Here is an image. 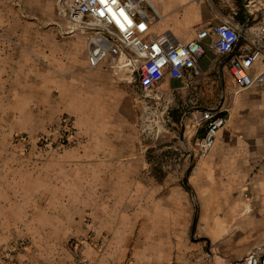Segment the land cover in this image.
Wrapping results in <instances>:
<instances>
[{
    "label": "crops",
    "instance_id": "1",
    "mask_svg": "<svg viewBox=\"0 0 264 264\" xmlns=\"http://www.w3.org/2000/svg\"><path fill=\"white\" fill-rule=\"evenodd\" d=\"M149 1L160 15L154 22L153 38L170 34L177 41L188 42L197 27L218 23V16L234 17L238 22L247 17L248 0ZM60 43L68 57V40ZM207 57L211 63L202 68ZM201 62L203 72H213L214 83L222 86L223 103L220 109L214 108L225 116L230 111L228 125L219 132L208 157L198 158L195 142L204 137L205 130L196 127L189 115L179 122V142L187 156L170 165L174 167L170 173L160 168L168 160H160L154 169L132 125L135 113L130 97L126 91L112 88L116 86L108 80L101 87L115 97L109 117L124 121L116 128L98 130L109 136L108 142L94 144V157L88 162L91 169L83 165L80 173L91 187H77L69 194L74 200L70 205L61 197L54 203L57 212L47 214V220L56 218L60 223L58 229L46 230L50 231L49 246H65L86 218L91 219L99 237L106 239L102 253L86 251L90 264H223L264 241L261 216L254 204L264 196V177L254 173L257 161L253 159L264 150V96L257 88L237 92L227 68L219 75L221 58L215 54L207 51ZM99 69L112 73L107 67ZM179 84L184 86L180 81L168 82L170 87ZM0 207H4L3 193ZM68 258L66 254L60 263Z\"/></svg>",
    "mask_w": 264,
    "mask_h": 264
},
{
    "label": "rangeland",
    "instance_id": "2",
    "mask_svg": "<svg viewBox=\"0 0 264 264\" xmlns=\"http://www.w3.org/2000/svg\"><path fill=\"white\" fill-rule=\"evenodd\" d=\"M61 40L69 42L68 57ZM84 46L83 36L67 33L60 0H0V264H90L88 249L105 250L106 239L99 237L90 218L62 247L48 245L46 230L60 226L56 218L47 220L48 213L57 212L54 203L63 197L70 205L72 191L91 187L80 173L83 165L91 169L94 144L108 142L109 136L98 130L124 121L109 117L115 97L101 87L108 80L116 86L112 88L127 92L139 142L154 169L160 160H168L160 166L166 173L188 153L180 146L179 122L196 107L220 109L223 103L222 86L206 71L191 90L180 84L169 90L167 82L160 101L143 98L130 75L89 69ZM256 153L254 173L264 177V150ZM254 204L263 233L264 196ZM66 254L69 258L60 263Z\"/></svg>",
    "mask_w": 264,
    "mask_h": 264
},
{
    "label": "built area",
    "instance_id": "3",
    "mask_svg": "<svg viewBox=\"0 0 264 264\" xmlns=\"http://www.w3.org/2000/svg\"><path fill=\"white\" fill-rule=\"evenodd\" d=\"M60 2L67 33L84 37L87 67H107L116 75H130L143 98L160 101L170 80L182 82L187 90L196 87L204 76L199 64L207 51L221 58L218 73L222 75L227 68L237 92L257 88L264 96V0H248L243 22L218 16V23L197 27L188 42L177 41L170 34L152 37L160 15L149 0ZM189 115L196 127L205 130L204 137L195 142L198 158L205 159L228 124V117L212 106ZM223 264H264V241L246 255Z\"/></svg>",
    "mask_w": 264,
    "mask_h": 264
}]
</instances>
